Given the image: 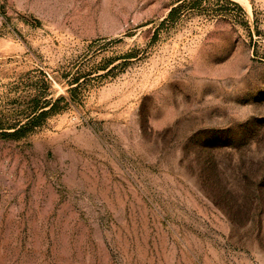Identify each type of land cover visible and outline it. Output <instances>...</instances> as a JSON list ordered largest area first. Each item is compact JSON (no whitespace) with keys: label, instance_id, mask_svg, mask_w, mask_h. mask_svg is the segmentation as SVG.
<instances>
[{"label":"rangeland","instance_id":"obj_1","mask_svg":"<svg viewBox=\"0 0 264 264\" xmlns=\"http://www.w3.org/2000/svg\"><path fill=\"white\" fill-rule=\"evenodd\" d=\"M60 96L0 136V264H264V0H0V119Z\"/></svg>","mask_w":264,"mask_h":264},{"label":"trees","instance_id":"obj_2","mask_svg":"<svg viewBox=\"0 0 264 264\" xmlns=\"http://www.w3.org/2000/svg\"><path fill=\"white\" fill-rule=\"evenodd\" d=\"M176 9L178 8L171 9L169 15H172ZM62 100V96L54 100L44 97L41 102L33 99L31 105L28 107L29 109H27L28 111L24 113L22 118L14 119L10 122L0 119V136L12 138L25 136L38 126L47 115L56 112L58 110V103Z\"/></svg>","mask_w":264,"mask_h":264}]
</instances>
